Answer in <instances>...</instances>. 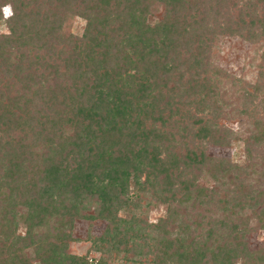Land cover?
<instances>
[{
  "label": "trees",
  "instance_id": "16d2710c",
  "mask_svg": "<svg viewBox=\"0 0 264 264\" xmlns=\"http://www.w3.org/2000/svg\"><path fill=\"white\" fill-rule=\"evenodd\" d=\"M6 6L0 264H93L67 253L78 220L106 222L92 245L101 254L94 264H107L138 229L133 211L145 190L166 204L168 220L173 203L208 194L196 184L202 173L214 181L231 173L206 149L230 143L217 126L224 83H239L249 101L264 89V0H0V21ZM66 15L85 21L80 37L61 33ZM226 36L262 48L253 94L209 62ZM253 124V142H264V121ZM242 181L230 191L242 196L234 204L209 193L222 212L203 242L184 246L161 232L157 264H264V245L249 248L236 213L249 206L264 230V195Z\"/></svg>",
  "mask_w": 264,
  "mask_h": 264
},
{
  "label": "rangeland",
  "instance_id": "374dc122",
  "mask_svg": "<svg viewBox=\"0 0 264 264\" xmlns=\"http://www.w3.org/2000/svg\"><path fill=\"white\" fill-rule=\"evenodd\" d=\"M3 9L0 34L7 32ZM161 12L160 5L154 6L150 18L159 19ZM84 27L83 19L66 15L61 33L80 37ZM261 51L262 48L239 38L220 37L211 51L209 62L214 68L224 70L231 77L240 79L244 83L245 91L253 94L252 86L257 83L258 72L263 66ZM236 84L230 86L224 83L219 93L222 105L217 126L226 129L230 134V143L224 147L209 146L206 149L209 157L229 161L232 165L231 173L215 181L202 173L196 184L204 188L208 194L205 193L204 199L194 205H191V202L183 205L173 203L174 214L168 220L165 218L166 204L160 203L155 191L145 190L133 211L139 221L138 229L129 235V239L125 240L126 245L124 244L119 252L111 255L107 264H157L160 256L158 243L161 232H164V236L168 235L167 238L173 242L182 241L184 246H189L191 240L203 242L205 227L214 225L222 212L221 207L219 209L210 203L212 199L209 198V193L213 194V199H230V205L234 204L233 202L242 198L238 193H230L231 189L235 191L238 188L234 186L238 180H244L241 182L243 185L249 184L253 190L256 188V192L261 191L264 195V181L262 182L260 178L264 176V161H262L264 142L252 140V134L257 130L253 122L259 119L264 121V89L259 88L251 103L249 98L240 97L241 94L239 90L237 91L240 84ZM246 142L251 146L249 149L246 148ZM241 208L243 209H239L236 213L243 217V220H247L246 232L244 234L241 232V237L248 243L249 248L254 250L264 245V230L255 229L256 213L249 206L243 204ZM119 215L125 219L129 217L126 211L119 212ZM197 216L199 218H196ZM105 225L106 222L99 220L90 223L83 220L75 221L71 230L72 241L67 246V253L96 263L101 254L93 249L92 240L102 235ZM22 232L21 228L18 229V233ZM217 243L218 241L215 245ZM94 245L97 247L98 243Z\"/></svg>",
  "mask_w": 264,
  "mask_h": 264
},
{
  "label": "clouds",
  "instance_id": "9594fccd",
  "mask_svg": "<svg viewBox=\"0 0 264 264\" xmlns=\"http://www.w3.org/2000/svg\"><path fill=\"white\" fill-rule=\"evenodd\" d=\"M3 12L5 14V17H8L10 16L12 13H11V6H6L4 9H3Z\"/></svg>",
  "mask_w": 264,
  "mask_h": 264
}]
</instances>
